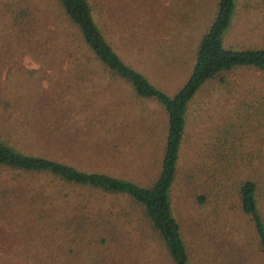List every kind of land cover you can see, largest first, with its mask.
<instances>
[{
    "label": "rangeland",
    "instance_id": "374dc122",
    "mask_svg": "<svg viewBox=\"0 0 264 264\" xmlns=\"http://www.w3.org/2000/svg\"><path fill=\"white\" fill-rule=\"evenodd\" d=\"M90 1L123 63L170 97L191 73L217 2ZM8 4L0 0L3 144L81 172L151 186L166 144L164 110L152 100L137 98L128 84L113 80L101 67L75 70L64 55L50 58L49 66L43 67L36 50H25L23 39L10 33ZM237 8L225 38L228 46L254 43L264 36V2L238 0ZM31 15L52 33L76 34L52 0H32ZM253 76L261 77L240 71L229 80ZM225 89L218 82L208 83L190 105L179 172L170 193L188 264H262L251 225L230 186L220 180L214 187L204 175L208 163L199 155L210 144L215 122L235 103L233 93ZM2 173L0 264H173L162 240L136 208L125 213L76 209V199L84 204L83 192L71 196L63 209L62 202L44 192L50 189L47 180L32 176L13 180L15 174ZM102 198L92 196L93 201Z\"/></svg>",
    "mask_w": 264,
    "mask_h": 264
},
{
    "label": "trees",
    "instance_id": "16d2710c",
    "mask_svg": "<svg viewBox=\"0 0 264 264\" xmlns=\"http://www.w3.org/2000/svg\"><path fill=\"white\" fill-rule=\"evenodd\" d=\"M52 1L76 30L75 35L64 31L52 33L43 23L33 21L32 0H8L12 14L10 33L15 34L16 39H23L25 50L29 51L31 47L36 50L43 67L49 66L50 58L56 60L64 55L75 70L83 66L101 67L113 80L128 84L136 97L156 102L167 117L160 172L151 186L141 187L105 174L81 172L35 152L24 153L1 140L0 170L7 175L15 174L13 180L21 176L47 180L50 189L44 192L62 202L63 209L71 196L78 197L83 192L86 193L84 204L76 199V209L125 213L136 208L135 211L144 214L162 240L172 263L188 264L180 224L172 213L170 193L179 172L189 107L206 84L218 82L221 88H226L225 93H233L235 103L228 114L215 122L210 144L199 153L204 163H208L204 175L215 183L214 187L220 180L230 186L229 192L231 190L239 209L248 218L264 264V36L254 43L226 45L225 38L238 11V0H217L214 17L197 46L191 73L171 97L155 89L142 75L123 63L103 25L95 17L90 0ZM240 71L258 72L261 77L253 76L245 81L235 79V83L229 80V76L231 78ZM92 196L103 198L93 201Z\"/></svg>",
    "mask_w": 264,
    "mask_h": 264
},
{
    "label": "crops",
    "instance_id": "0c3cea01",
    "mask_svg": "<svg viewBox=\"0 0 264 264\" xmlns=\"http://www.w3.org/2000/svg\"><path fill=\"white\" fill-rule=\"evenodd\" d=\"M138 98V97H137Z\"/></svg>",
    "mask_w": 264,
    "mask_h": 264
}]
</instances>
